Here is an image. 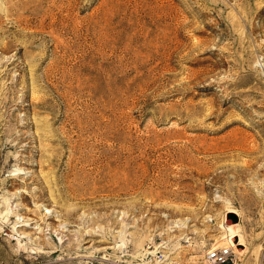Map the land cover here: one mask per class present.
<instances>
[{
	"label": "rangeland",
	"instance_id": "1",
	"mask_svg": "<svg viewBox=\"0 0 264 264\" xmlns=\"http://www.w3.org/2000/svg\"><path fill=\"white\" fill-rule=\"evenodd\" d=\"M224 247L264 264V0H0V264Z\"/></svg>",
	"mask_w": 264,
	"mask_h": 264
},
{
	"label": "bare ground",
	"instance_id": "2",
	"mask_svg": "<svg viewBox=\"0 0 264 264\" xmlns=\"http://www.w3.org/2000/svg\"><path fill=\"white\" fill-rule=\"evenodd\" d=\"M146 133H148V132H146ZM160 134V133H159ZM183 134V133H182ZM181 135V134H180ZM186 135V134H185ZM177 136V135H176ZM161 137L162 136H159L158 134H155L154 135V138H153V143L152 144H150V142H149V139H147V141H145L146 139H144V141L142 142V146H141V148L142 149H144L145 151H147L148 149H153V150H156V146H158V145H160L161 144ZM178 137V136H177ZM163 138V137H162ZM170 138H171V136H170ZM189 138V137H188ZM164 139V138H163ZM167 139V138H166ZM181 139V138H180ZM182 139H183V137H182ZM181 139V140H182ZM193 139V138H192ZM187 139H185V141H186ZM191 140V139H190ZM190 140H188L189 142H191ZM169 141V140H168ZM167 141V142H168ZM187 144V143H186ZM189 144V143H188ZM192 144V143H191ZM167 145H170V144H167ZM166 145V146H167ZM193 145V144H192ZM191 145V146H192ZM187 146V145H186ZM186 146H184V147H186ZM206 146V145H205ZM171 147V146H170ZM183 147V146H182ZM188 147V146H187ZM126 148L128 149V151L129 152H132V147L131 146H126ZM189 148V147H188ZM184 149V148H183ZM180 150H182L181 148H180ZM180 150H179V152H180ZM193 151V150H192ZM196 151H197V149H196ZM128 152V153H129ZM176 152H178V151H176ZM182 153H184L183 151H181ZM201 152V151H200ZM186 153V152H185ZM177 154V153H176ZM181 154V153H180ZM185 155V154H184ZM184 155H182V157L184 156ZM186 157H187V155H186ZM149 158H150V155H148L146 152H144V155H143V159L145 160V159H147V160H149ZM143 160V162H142V164H141V167L143 168V172H144V174H145V172H147V164H146V162ZM150 161V160H149ZM157 164V163H156ZM142 172V173H143ZM19 219H20V217H19ZM234 223H232V221L231 220H227L226 221V224H225V229L227 230V231H229L230 232V235H231V239L232 238H234V237H236V236H238V235H236L235 233H236V230L237 229H235V227H234V225H233ZM20 227V226H19ZM234 245V244H233Z\"/></svg>",
	"mask_w": 264,
	"mask_h": 264
},
{
	"label": "built area",
	"instance_id": "3",
	"mask_svg": "<svg viewBox=\"0 0 264 264\" xmlns=\"http://www.w3.org/2000/svg\"><path fill=\"white\" fill-rule=\"evenodd\" d=\"M232 258H233V252L231 251V249L224 247V248L208 251L206 254V263L226 264L229 260H232ZM163 259H164V254L161 252H157L155 255V259H153L152 261L161 262L163 261ZM174 264H181V263H174Z\"/></svg>",
	"mask_w": 264,
	"mask_h": 264
}]
</instances>
